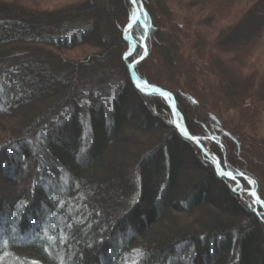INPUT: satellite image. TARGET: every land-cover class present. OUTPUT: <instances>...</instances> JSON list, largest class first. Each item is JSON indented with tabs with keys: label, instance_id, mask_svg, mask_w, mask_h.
<instances>
[{
	"label": "trees",
	"instance_id": "trees-1",
	"mask_svg": "<svg viewBox=\"0 0 264 264\" xmlns=\"http://www.w3.org/2000/svg\"><path fill=\"white\" fill-rule=\"evenodd\" d=\"M15 2L0 0V264H264V210L242 198L264 206V0H135L132 50L129 0Z\"/></svg>",
	"mask_w": 264,
	"mask_h": 264
},
{
	"label": "rangeland",
	"instance_id": "rangeland-1",
	"mask_svg": "<svg viewBox=\"0 0 264 264\" xmlns=\"http://www.w3.org/2000/svg\"><path fill=\"white\" fill-rule=\"evenodd\" d=\"M75 1L76 0H16V2L14 4L19 5V6L23 5L25 8H30V9L34 8V9H37L39 11H52L54 9H59L65 5L75 3ZM137 19L138 18L136 16V14L133 12L132 18L130 19V23L128 24V26L126 27V30H125V39L129 43L130 50H132L134 48V46H133L134 43L132 42L130 31L132 29L133 24L135 23V21ZM85 26H86V22L83 20H80V21H76L73 23H68L66 25H63L60 29H59V27H57V28L52 27V28H49L48 30L50 32H58L61 34H67V35L71 36V35L78 33L82 29H84ZM91 52H92V50H89L86 47V48H78V49H75L71 52H64V53H61L59 55L64 56L68 60H75L77 58L83 57L85 54H90ZM106 68L108 69L110 74H114V70L115 69L117 70L116 65H109V64L106 65L105 64L104 66H102V69H106ZM93 72L88 71L86 77H91ZM98 72L101 73V71H98ZM132 74L134 77L133 72H132ZM90 82H92V81H90ZM90 82L88 81L86 83V85L82 88L84 91L86 89H89L88 87H91ZM163 97L165 98V100H167L171 103V100L167 95H163ZM177 117H178V115H177ZM253 140H255L257 143L261 144L264 147V117L261 120L258 131L256 133V136L253 137ZM206 154L208 155V158L211 160V162L213 164V162L216 161V159L211 154H209L207 152V150H206ZM220 175H222L223 177H225L229 180H233V176L225 173L224 171H223V173H220ZM253 189H254V186H253V183H251V190H253ZM245 194L247 197L243 196L242 198H244V200L246 201L245 203L250 208H252L253 210H254V208H256V210H257V208H261L264 210L263 204L261 202H258L259 199L256 196V193L254 191L247 192ZM253 194H255V195H253ZM0 234H1V232H0Z\"/></svg>",
	"mask_w": 264,
	"mask_h": 264
},
{
	"label": "water",
	"instance_id": "water-1",
	"mask_svg": "<svg viewBox=\"0 0 264 264\" xmlns=\"http://www.w3.org/2000/svg\"><path fill=\"white\" fill-rule=\"evenodd\" d=\"M129 3H130L131 8L133 9V12L136 14V16H137V18H138V21H139V23L141 24L142 29H144V31H145V34H144V41H145V39H146V34H147V33H146L147 29H146V27H145V24L141 21V18H140L141 16H140V13H139L138 9H137L136 7H134V4H135V3H132L131 0H129ZM144 55L146 56V52H145V50H144ZM129 71H130L131 77H133V74H132V66H129ZM153 92H154V93H156V92H160V90H154ZM169 97L174 101V98H173L172 96L169 95ZM177 109H178V108H177V103H176V101H174V102H173V107H172V123H173L175 129L178 131V133H179L183 138H185V139L189 140L190 142H192L193 144H195V145H196V146H197V147L203 152V154L206 155V156L208 157V155L206 154V149H205L204 146L200 143V141H199L198 139H195V138H192V137L188 136L187 134H185V131H184L183 128H179V127L176 125L175 120H174V116H175V114L177 113ZM214 168H215V170H216L217 175H218V176H221L220 173L217 171L215 165H214Z\"/></svg>",
	"mask_w": 264,
	"mask_h": 264
},
{
	"label": "bare ground",
	"instance_id": "bare-ground-1",
	"mask_svg": "<svg viewBox=\"0 0 264 264\" xmlns=\"http://www.w3.org/2000/svg\"><path fill=\"white\" fill-rule=\"evenodd\" d=\"M135 5V4H134ZM132 66V65H131ZM139 84V83H138ZM137 88H138V85L136 86ZM154 90H156V89H151L150 91H142L143 93H145V94H163L164 92L163 91H161L160 90V92H156V93H154L153 91ZM171 96V95H170ZM168 97H169V95H168ZM170 98V97H169ZM170 100H171V104H172V107H173V100L170 98ZM174 120H175V123H176V125L179 127V128H182L181 127V125L178 123V119H177V113L175 114V116H174ZM213 164L215 165V167L216 168H218L219 166H218V162L217 161H214L213 162Z\"/></svg>",
	"mask_w": 264,
	"mask_h": 264
},
{
	"label": "snow or ice",
	"instance_id": "snow-or-ice-1",
	"mask_svg": "<svg viewBox=\"0 0 264 264\" xmlns=\"http://www.w3.org/2000/svg\"><path fill=\"white\" fill-rule=\"evenodd\" d=\"M131 2H132V3H135V0H131ZM141 58H142V57H141ZM185 134H187V133H185ZM250 182H251V181H250Z\"/></svg>",
	"mask_w": 264,
	"mask_h": 264
}]
</instances>
